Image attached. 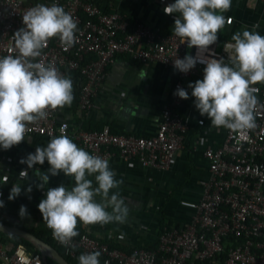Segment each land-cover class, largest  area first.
Instances as JSON below:
<instances>
[{"label":"built area","instance_id":"built-area-1","mask_svg":"<svg viewBox=\"0 0 264 264\" xmlns=\"http://www.w3.org/2000/svg\"><path fill=\"white\" fill-rule=\"evenodd\" d=\"M37 3H57L77 22L71 47L65 49L54 37L37 59L54 63L65 76L74 73L80 111L94 107V97L107 68L120 54H129L143 63L159 62L175 70L177 79L153 135L118 133L108 124L99 130L75 128L59 116L58 108L49 109L45 119L30 124L26 135L52 138L60 135L63 126L78 147L107 159L109 164L117 158L168 170L176 152L184 147L190 128L189 119L177 110L183 99L174 92L178 87L184 88V79L194 74L203 76L206 66L198 61L183 73L173 62L186 54L197 56V48L181 43L173 31L154 30L140 18L130 24L124 12L107 10L94 0H0V57L18 54L12 35L23 26V13ZM226 42L231 40L224 41L223 46ZM223 46L217 50L210 45L201 59H227ZM253 87L258 100L254 111L256 126L246 134L225 128L220 145L205 147L209 174L200 182V195L196 200L178 201L191 210L189 220L164 221L156 230V247H123L114 243L111 235L105 237L88 230L78 231L70 246L54 238L51 231L56 244L76 260L82 253L100 251V264H264V83ZM0 264L45 263L40 253L29 251L23 243L5 241L0 235Z\"/></svg>","mask_w":264,"mask_h":264},{"label":"clouds","instance_id":"clouds-1","mask_svg":"<svg viewBox=\"0 0 264 264\" xmlns=\"http://www.w3.org/2000/svg\"><path fill=\"white\" fill-rule=\"evenodd\" d=\"M231 3L232 0H175L164 12L179 14L174 20V35L189 48H197L195 57L191 54L176 57L174 67L187 73L198 61L206 65L203 78L188 84L200 115H207L211 127L246 134L256 126L254 111L258 100L253 85L264 83V36L244 27L232 35L231 42L224 44L227 59H201L218 40V32L232 23L231 18L223 15L231 8ZM22 23L12 35L18 54L0 57V148L4 150L24 141L28 126L45 119L49 109L70 106L74 99L72 79L63 75L54 63L37 58L54 37L65 49L71 47L76 39V20L57 3L50 6L37 3L23 13ZM174 95L189 98V92L182 87H178ZM46 160L50 165L47 173L56 176L63 172L74 181L71 188L63 183L47 188L45 198L38 204L43 222L52 230L54 238L70 246L72 239L79 235L78 222L103 226L126 221L129 209L124 199L118 191L110 194L122 180L115 178L116 173L107 159L78 147L66 135L65 127H61L60 135L52 136L46 147L37 146L35 152L21 158L20 163L32 168L36 164L43 165ZM22 172L27 176V171ZM47 173L36 170L40 180L38 188L44 189L48 184ZM89 177H94L96 186ZM21 191V185L12 184L8 199L14 200ZM31 191L29 184L25 192ZM4 206V201L0 200V207ZM28 215L27 206L21 205V219ZM100 255V251L82 253L78 257L79 264H100Z\"/></svg>","mask_w":264,"mask_h":264},{"label":"crops","instance_id":"crops-1","mask_svg":"<svg viewBox=\"0 0 264 264\" xmlns=\"http://www.w3.org/2000/svg\"><path fill=\"white\" fill-rule=\"evenodd\" d=\"M110 10L124 12L133 23L142 19L151 28L165 33L172 32L174 20L178 13L166 14L164 8L175 0H97ZM232 23L226 24L218 32V40L212 46L221 50L224 41L231 40L232 35L244 27L255 30L264 36V2L257 0H232L231 8L224 12ZM255 26V27H254ZM146 74L142 78L141 74ZM69 76V75H67ZM72 81L73 78L69 76ZM201 74H194L184 79V88L189 98L183 99L177 110L187 117L190 128L186 133L184 147L176 152L171 167L160 170L144 167L136 160L124 162L113 159L109 167L116 173V179L122 180L118 188L110 190L119 192L129 209L124 223L84 225L78 222L77 230H88L102 236H112L114 243L129 247L148 245L156 242V230L164 221L184 223L189 220L190 209L182 207L179 199L196 200L201 191V180L209 174L208 160L203 151L208 145L218 146L225 138V128L211 127L207 115H200L191 96L189 82L202 79ZM177 74L172 68H166L159 62L143 63L128 54H120L115 62L107 68L106 76L94 97L91 110L80 111L77 107V86L73 81L74 99L70 106L58 108L59 116L67 119L73 127L82 126L99 130L108 124L112 131L118 133H135L138 135L155 134L163 108L170 100L173 84ZM203 122L202 124L200 122ZM51 138L38 135H26L25 140L8 150L0 148V221L17 225L27 230L48 228L43 222L38 209L41 199L45 198L47 188L60 184L71 188L74 181L63 172L52 176L47 173L50 165L47 160L43 165L36 164L28 168L20 163L28 153H34L37 146L46 147ZM193 148H196L195 150ZM46 172L50 179L44 189L37 187L40 183L36 170ZM22 171H27V176ZM93 185H95L94 177ZM7 180V183H5ZM22 186L21 194L9 200L12 184ZM31 193H26L28 185ZM29 196L31 199H29ZM97 201L100 197H96ZM27 206L30 215L21 219L19 209ZM111 211V208L108 209ZM21 219V221H19ZM121 235L122 238H118Z\"/></svg>","mask_w":264,"mask_h":264},{"label":"water","instance_id":"water-1","mask_svg":"<svg viewBox=\"0 0 264 264\" xmlns=\"http://www.w3.org/2000/svg\"><path fill=\"white\" fill-rule=\"evenodd\" d=\"M0 231L28 240L39 250L45 264H48V259H52L58 264H70L67 258L54 245L40 238L30 230L0 221Z\"/></svg>","mask_w":264,"mask_h":264},{"label":"trees","instance_id":"trees-1","mask_svg":"<svg viewBox=\"0 0 264 264\" xmlns=\"http://www.w3.org/2000/svg\"><path fill=\"white\" fill-rule=\"evenodd\" d=\"M97 3H99L97 0H94ZM101 5V3H99ZM106 7V6H105ZM107 10H110L109 8L106 7ZM127 16V15H126ZM130 24H132V22L130 21L129 17H127ZM129 55V54H128ZM130 56V55H129ZM69 76H71L72 78L74 77V73L69 72L68 73ZM77 100H78V93L76 96ZM82 127L85 129H89L86 127L85 123L82 124ZM92 130V129H90ZM34 234H36L37 236H39L40 238L44 239L45 241L51 243L52 245H54L69 261L70 264H79V261L76 259H72L71 257L67 256L63 250V248H61L59 245L56 244L55 240L51 237V229L49 228H38V229H33L31 230ZM80 232V230H78ZM0 235L2 237L3 240L5 241H11L14 244H18V243H23L27 249L31 252H36V253H40L39 250L32 244L30 243L28 240H26L25 238L19 237L17 235H13L10 233H4L0 231ZM157 242H154L152 244H148L145 245L146 247H156ZM48 264H58L56 261L52 260V259H48Z\"/></svg>","mask_w":264,"mask_h":264}]
</instances>
